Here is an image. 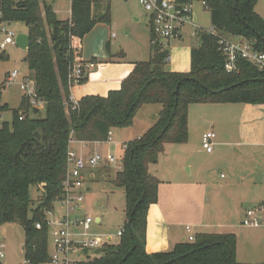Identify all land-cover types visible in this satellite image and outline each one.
Masks as SVG:
<instances>
[{
	"label": "trees",
	"instance_id": "trees-1",
	"mask_svg": "<svg viewBox=\"0 0 264 264\" xmlns=\"http://www.w3.org/2000/svg\"><path fill=\"white\" fill-rule=\"evenodd\" d=\"M214 32L190 51L188 73L165 70L169 52L150 31V56L134 64L118 90L107 96L88 95L73 108L68 74L74 61L73 38L82 39L98 23H110L109 7L92 16L94 0H70L69 20L60 21L51 7L38 0H22L17 8L5 3L4 19L22 22L28 29L25 55L36 92L45 103V117L19 114L0 121V226L18 224L24 230L23 257L29 264H48L46 213L63 195L70 141L103 142L112 130L133 126L145 106L160 105L154 124L138 139L126 143L122 166L112 180L125 199L124 233L117 245L100 249L101 256L83 264H241L236 260L233 234L199 233L193 242L178 243L171 251L148 254L145 250L147 213L158 202L160 181L149 171L164 146L188 142V108L194 104L264 105V71L246 60L237 61V72L224 69L219 37L243 39L264 54V19L255 12L257 0H204ZM0 55V63L6 60ZM87 82L83 75L78 85ZM0 115L8 111L1 104ZM28 112V111H27ZM106 171L108 169H104ZM40 192V204L31 209V192ZM41 229H35V224Z\"/></svg>",
	"mask_w": 264,
	"mask_h": 264
},
{
	"label": "rangeland",
	"instance_id": "rangeland-1",
	"mask_svg": "<svg viewBox=\"0 0 264 264\" xmlns=\"http://www.w3.org/2000/svg\"><path fill=\"white\" fill-rule=\"evenodd\" d=\"M40 7L43 5H48L51 7L52 12L55 14L56 18L60 21H66L70 16V0H38ZM109 7L110 10V23H98L93 28H96L92 32L90 31L84 37L87 39L84 40L85 49L87 52L94 53L95 55L91 57H104L106 54V60H111L110 64L112 66H132L133 62H143L147 61L148 58V46H149V37H150V18L143 8L138 4L136 0H94L92 6V16L98 17ZM194 11L197 15V24L202 29V31H211L210 24V13L209 10L203 9L199 4H193ZM255 12L261 17L264 18V0H257L255 6ZM14 34H27L28 29L26 25L22 22L14 23L9 28ZM213 33L216 31H212ZM182 36L184 42L180 40H171L169 43H165L167 50L169 52L170 61L166 63L165 69L174 71H180L182 69H188L190 71V51L192 47L198 45L199 38L191 36V28L185 27L183 29ZM82 39L73 38L74 46H78ZM110 41V47L108 42ZM106 43V44H105ZM26 52L22 51L16 46H10L5 52L7 57L5 61L0 63V79L1 75L4 73H9L12 71H17L19 73L18 78L13 82L11 86L3 89L1 94V104L8 106V111L0 115V121L11 122L12 120V111H17L21 103L22 88L20 83L24 75L30 76L31 73L28 71L26 63L24 61ZM84 57V53L82 55ZM88 58L85 52L84 61L91 62L93 59ZM96 60H98L96 58ZM99 61V60H98ZM97 63V64H96ZM95 66L104 63L96 62ZM167 70V71H168ZM128 74L122 72L121 69H103L101 74L93 79L96 81H103L95 85V87L104 92L106 86L104 85L105 81L113 83L111 80H117L118 85H121V80L127 77ZM86 83L81 84V87H84ZM107 84V83H106ZM76 86V85H75ZM74 87V86H72ZM82 90H73V96L82 97L85 93H82ZM107 93V92H106ZM79 95V96H78ZM104 95V94H103ZM100 96V95H97ZM102 97V96H101ZM104 97V96H103ZM81 99V98H80ZM79 99V100H80ZM160 105H151L143 107L137 114L134 124L126 132L124 130H113V140L122 143V138L124 136L129 139L135 138L138 133L141 134L149 125V119H155L158 111L160 110ZM30 117H36L42 119L45 117V109L40 108L37 114L29 113ZM154 123V122H153ZM145 133V132H144ZM143 133V134H144ZM135 140V139H134ZM132 141V140H131ZM201 140L197 137L192 136L191 141L187 145H171L164 146L165 155L159 159V165L157 168L158 177L162 181H176L181 183L180 180L184 178L187 173V166L183 168V162L185 165V155L181 153L189 151L191 147L200 144ZM126 144V143H124ZM192 144V145H190ZM110 151L119 159V156L123 153L121 151V146H110ZM70 149L75 151L78 155L83 157H88L93 154V151L96 150L93 146L84 147L81 143H71ZM99 153H105L108 149L107 146L100 145L97 148ZM214 153L212 155L207 154L202 157H195L197 161L210 163L213 167L212 175V187H217L218 183L223 182V177H220L221 174H224V171L220 167V163L216 161L217 153L216 147H212ZM193 160V159H192ZM191 160V161H192ZM174 166H177L179 173L174 172ZM173 169V170H172ZM176 169V168H175ZM110 173L104 172V169L94 170L95 179L92 181H86L84 187L87 188L83 194V203L81 205L82 214L91 216L94 221L99 219V226L93 224V232L99 236H110L116 235L117 230L121 229L125 221V199L124 194L121 189L114 188L112 186V180L114 179L115 173L118 171L117 168H111ZM181 176V179L179 178ZM183 182V181H182ZM184 183V182H183ZM186 186V185H185ZM183 184H171L163 185L161 194L162 202L166 201H178L179 206L177 208L178 212V221L179 224L182 221V216L179 211L181 210V204H184V200L181 198V192L185 188ZM41 195L40 192H31L33 204L31 209H35L40 204V199L38 196ZM189 194L186 193L185 197L188 199ZM173 198V199H171ZM165 205V202L164 204ZM168 210H165L169 214ZM55 212H58L59 205H54ZM46 215V214H45ZM173 219V213H171ZM46 217H50L47 216ZM148 217V215H147ZM167 217V216H166ZM50 219V218H49ZM171 219V220H172ZM168 221V219L166 218ZM169 220V221H171ZM177 222H175L176 224ZM169 224V222H168ZM172 224L170 225V227ZM148 219H147V232H148ZM175 230L180 234L179 239L184 240L181 237L180 227L175 225ZM198 232H207L213 233L216 230L206 229V230H197ZM189 235V234H188ZM172 237V233H171ZM188 236H186L187 239ZM185 239V240H186ZM24 230L18 224H4L0 226V252H3L4 257L0 259V264H25L23 257V245H24ZM187 241V240H186ZM111 244L117 245L119 243V238H113ZM48 244V254L53 253V249L50 244V238H47ZM240 255L243 251L242 246L240 247ZM171 251V250H170ZM159 253V252H158Z\"/></svg>",
	"mask_w": 264,
	"mask_h": 264
},
{
	"label": "crops",
	"instance_id": "crops-1",
	"mask_svg": "<svg viewBox=\"0 0 264 264\" xmlns=\"http://www.w3.org/2000/svg\"><path fill=\"white\" fill-rule=\"evenodd\" d=\"M95 29L96 28H93V30ZM225 38L228 40L236 39L229 36H225ZM83 39L85 40L87 38L84 37ZM83 39L77 47L74 46L72 39L71 48L78 61L88 62L82 60V58L85 59V52L88 58L95 54L87 52ZM148 42L147 60L150 56V37ZM108 44L110 47V41ZM83 53L84 57H82ZM96 58L99 61L96 60ZM96 58L91 57V59H93L91 62H93L94 65L96 62L104 63V65L99 64L87 73V82L84 87L74 85V87L70 88V99L74 102H78L80 98L88 95H100L105 97L110 91L120 88L117 80H111L113 82L111 84L105 81V79L104 85L106 89L104 92L99 91L95 87L99 82L103 83V81H96V79H93L99 76L103 69L118 68L121 69L123 73L129 74L133 70L134 64L138 63L133 62L132 66H112L110 64L112 61L106 60L107 56L105 53L104 57ZM169 61L170 57L167 63ZM165 70L167 71L168 69ZM174 70L175 69H171L168 70V72H175ZM187 70L188 69H182L176 72H187ZM82 89L84 90L82 93L80 92V94H83V92L85 93L82 97H77V95L73 96V90L80 91ZM155 120L156 117L155 119H149L147 129L141 134L138 133L135 138L129 139L124 136L122 138V143L113 141L119 145L138 139L154 124L153 122H155ZM127 130L128 129H124V132ZM208 130L213 131L215 134L212 147H216V161L220 163V167L224 171L225 175H220V177H223L224 181L218 183L219 185H217V187H212V165L206 162L200 163L195 157H202L206 154L207 157H209L208 155H212L214 150L212 149L210 153H207L202 149V145L200 146V144L194 147L192 146L189 151L185 150L181 153L185 155L186 159L185 165L183 162V168L187 166L186 170L188 173L180 180L181 183L173 180L168 182L160 180L158 177L159 172L156 167H158L160 163L159 159L166 153L164 148V152L160 155L157 163L151 165L149 168L150 173L160 181V185L158 202L150 205L147 213L149 227L148 232L146 229V253L167 252L172 250L174 245L178 243H186V236H188V234L185 230V226L189 225L192 227L191 235L193 236L201 233L197 230L206 229L216 230L213 232L216 234L235 235L237 262L241 264H264V227L248 228L242 225L247 210L261 208L264 211V105H190L188 108V142L184 145H187L189 141H191L192 136H198V139L201 140L202 134ZM110 169L111 168H109V170ZM173 169L176 174L179 173L177 166H174ZM109 170H104V172L110 173ZM179 178L181 179V176ZM94 179L95 175L93 180ZM171 184L186 185L181 192V198L185 202L180 206L181 210L179 213L184 216L180 224L177 215V208L180 202L165 200V205H163L164 202H162L163 198L160 190H162L163 185ZM186 193L189 194L188 199L185 197ZM168 207H170L169 214L165 212V210H168ZM171 213H173V219ZM95 220L96 222L98 221V219ZM175 222L177 223L175 224ZM171 224L172 226L170 227ZM175 225L180 227L181 237L184 239L183 241L179 239L180 234L175 230ZM119 230L120 229H118L117 232ZM110 236L114 237L116 235ZM241 246L243 251L240 255Z\"/></svg>",
	"mask_w": 264,
	"mask_h": 264
},
{
	"label": "built area",
	"instance_id": "built-area-1",
	"mask_svg": "<svg viewBox=\"0 0 264 264\" xmlns=\"http://www.w3.org/2000/svg\"><path fill=\"white\" fill-rule=\"evenodd\" d=\"M11 2L13 7L17 8L22 0H0V55H5L8 47L16 46L14 34L9 28L11 22L4 19V8L6 2ZM150 18V28L154 36L151 44L159 43L167 48L166 44L171 40L184 41L182 36L185 27L191 28V36L199 38L202 33H212L211 31H202L197 24V16L193 11V4H199L201 8L207 9L208 5L204 0H136ZM218 45L224 56V69L226 72H237V61L242 59L250 62L264 71V54L253 50L252 45L243 39L236 38L228 40L225 37H219ZM168 61V59H167ZM95 67L93 62H80L74 58L68 74V85L71 88L78 85L83 75ZM19 73L12 71L1 75L0 86L5 89L13 84L18 78ZM20 86L23 90L21 101H25L26 112L19 114V120H25L27 114L33 113L34 109L39 112L44 108L45 103L38 97L35 81L32 76L24 75ZM73 108L77 107V102L70 99ZM28 111V112H27ZM215 138L213 131L208 130L202 134V149L207 153L212 151V142ZM75 141H70L74 143ZM84 147L93 146L96 150L88 157L78 155L75 151L69 150L66 158V173L62 183L63 195L54 203L59 205L58 212H55L54 205L46 215V224L49 229L48 236L53 253L49 254L48 264H83L92 262L101 256L99 252L104 246L113 245L111 240L123 235V227L116 233V236H99L93 232V224L99 226L100 220L96 222L91 216L82 214L81 205L83 203V194L87 190L84 185L86 181H92L94 170L117 168L119 171L122 166V155L117 160L111 153L110 146H117L118 143L112 139V131L108 133L106 141L103 142H79ZM108 146L107 151L99 153L98 146ZM121 151L124 152L126 144H119ZM50 218V219H49ZM244 227L258 228L264 227V211L261 208L249 209L246 211L242 222ZM35 229L40 230L41 225L35 224ZM187 232V242H193L195 236L191 235L192 227L185 226ZM4 257L0 252V259ZM25 264H29L25 262Z\"/></svg>",
	"mask_w": 264,
	"mask_h": 264
},
{
	"label": "water",
	"instance_id": "water-1",
	"mask_svg": "<svg viewBox=\"0 0 264 264\" xmlns=\"http://www.w3.org/2000/svg\"><path fill=\"white\" fill-rule=\"evenodd\" d=\"M203 38L204 37L201 36L200 40H203ZM15 45H16V47H18L22 51L27 52L28 48H29V36H28V34H18L16 36V39H15ZM33 113L37 114L38 110L34 109Z\"/></svg>",
	"mask_w": 264,
	"mask_h": 264
}]
</instances>
